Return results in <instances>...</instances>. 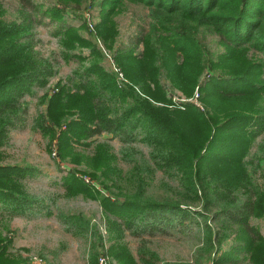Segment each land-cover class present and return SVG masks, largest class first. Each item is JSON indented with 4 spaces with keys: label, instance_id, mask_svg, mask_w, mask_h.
<instances>
[{
    "label": "trees",
    "instance_id": "1",
    "mask_svg": "<svg viewBox=\"0 0 264 264\" xmlns=\"http://www.w3.org/2000/svg\"><path fill=\"white\" fill-rule=\"evenodd\" d=\"M17 2L11 20L3 19L0 2V147L7 132L24 120L23 95L44 88L56 73L52 57L33 49V16L40 10L41 20L48 15L49 23L56 19L51 34L63 48L59 55L67 62L74 60L75 67L64 81L54 83L50 95L42 96L44 112L36 124L42 130L56 129L61 158L68 154L81 159L72 143L90 149L87 166L106 193L107 184H116L122 174L118 162L127 165L136 181L135 193H119L122 199L98 197L105 216L119 218L110 219L111 228L127 230L140 240L143 234L166 233L165 226L183 232L201 226L206 257L209 249L217 253L223 240L232 238L226 250L209 259L210 264H238L245 259L264 264V236L248 223L264 212V188L253 183L245 160L254 140L264 138V0H54L41 9L31 0ZM125 3L146 7V25L136 28L125 47L113 49L118 33L112 18ZM69 4L96 8L95 35L112 49L128 85H116L94 43L64 21ZM197 28L216 35L222 45L213 58L196 40ZM84 44L89 46L88 55L75 51ZM204 70L208 75L199 84ZM161 72L169 87L185 98L197 87L211 112L199 111L191 102L166 106ZM72 115L74 119L65 121ZM62 122L65 129L58 130ZM103 134L116 139L118 147L101 140ZM156 171L175 182L176 202L142 196ZM32 172L0 164L4 204L0 210L12 215L21 206L45 207L20 181ZM69 175L80 181L73 171ZM66 189L67 194L78 191ZM207 215L213 227L206 223ZM8 242L0 239V264H18L6 253ZM95 258V253L89 255L90 264H96Z\"/></svg>",
    "mask_w": 264,
    "mask_h": 264
},
{
    "label": "rangeland",
    "instance_id": "2",
    "mask_svg": "<svg viewBox=\"0 0 264 264\" xmlns=\"http://www.w3.org/2000/svg\"><path fill=\"white\" fill-rule=\"evenodd\" d=\"M31 1L40 9L55 3L54 0ZM0 2L5 10L3 19H14L18 9L17 0H0ZM39 12L33 16L35 17L31 30L33 49L38 55L52 57L55 61L56 73L44 88L34 89L32 94L23 95L21 101L25 103L24 120L20 126L7 132V139L0 147V164L32 169L33 172L26 173L20 181L28 193L41 200L40 202L49 213L42 206L40 209L21 206L19 212H13L12 215L0 210V239L9 241L6 253L18 260V264H33L39 259L42 264H90L91 253H95L96 264H98L99 256L105 257V264H142L143 260L148 264H210V258L216 257L218 253L228 248L232 241L231 237L228 236L223 240L217 253H214V248L209 249V255L206 257L201 226L192 227V224H187V228H192L186 232L176 227L166 228L165 226L166 233H155L153 236L143 234L140 240L127 230L111 228V220L119 221V218L112 215L110 218L105 216L98 197L111 195L122 199L119 193L126 195L135 193L136 181L128 174L127 165L118 162L117 166L122 174L116 184H107L108 192L106 193L91 177V170L85 159L90 155V149L82 148L81 150L79 146L72 143L75 151L81 155V159L70 158L68 154L61 158L55 127L53 126L54 130H42L37 126L36 120L38 121L39 115L44 112L42 96L50 95L55 90L54 83L59 79L64 81L71 69L75 67L74 60L67 62L59 55L63 48L59 45L58 39L51 34L57 24L56 19L49 23L52 17L48 15L49 18L41 20ZM145 15L146 7L143 4H124L112 18L118 33L112 44L113 49L117 46L125 47L136 28L146 25ZM62 17L67 24L74 26L81 36L94 43L101 54L104 69L111 73L116 85L122 87L128 85L129 82L112 58V49L105 47L95 35L96 8L88 10L86 4L79 6L69 4L65 7ZM36 19L40 22L38 23ZM195 38L204 49L209 51L212 58L222 50L217 36L201 28L195 30ZM140 48L138 46L135 50L138 51ZM75 51L88 55L89 46L84 44ZM207 75L208 72L204 70L198 78V83L202 84ZM159 81L165 90L169 101L166 106L169 108H178L184 102H191L199 111H206L207 114L211 112V108L200 100L197 87L190 97L185 98L179 90L169 87L162 72ZM74 118V115L67 116L65 121ZM57 129H65L63 122ZM100 138L101 140L105 138L114 149L118 147V141L110 138L109 135L103 134ZM138 147L144 152L142 146L138 145ZM245 160L253 183L260 190L263 189L264 138L260 136L254 140ZM72 171L80 181L77 182L75 177L70 178L69 173ZM148 183L142 194L144 198L157 201V198L163 197V200L177 201L179 195L172 190L175 182L168 179L166 175L156 171ZM66 186L78 191L67 194ZM3 205L0 199V207ZM196 206L198 205L192 204V208H198ZM210 221L207 215L206 223L213 227ZM248 223L264 236V212L261 216L250 217ZM238 264L249 263L245 259L240 260Z\"/></svg>",
    "mask_w": 264,
    "mask_h": 264
},
{
    "label": "built area",
    "instance_id": "3",
    "mask_svg": "<svg viewBox=\"0 0 264 264\" xmlns=\"http://www.w3.org/2000/svg\"><path fill=\"white\" fill-rule=\"evenodd\" d=\"M97 262H98V264H105V257L99 256L97 258ZM33 264H42V263L39 259V260H36Z\"/></svg>",
    "mask_w": 264,
    "mask_h": 264
}]
</instances>
